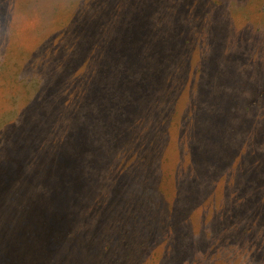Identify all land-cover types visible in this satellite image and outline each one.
<instances>
[{
	"label": "rangeland",
	"instance_id": "rangeland-1",
	"mask_svg": "<svg viewBox=\"0 0 264 264\" xmlns=\"http://www.w3.org/2000/svg\"><path fill=\"white\" fill-rule=\"evenodd\" d=\"M249 248L264 264V0H0V264Z\"/></svg>",
	"mask_w": 264,
	"mask_h": 264
},
{
	"label": "trees",
	"instance_id": "trees-1",
	"mask_svg": "<svg viewBox=\"0 0 264 264\" xmlns=\"http://www.w3.org/2000/svg\"><path fill=\"white\" fill-rule=\"evenodd\" d=\"M252 216V213H251V211L250 210H245L244 211V214H243V218L244 219H246V221H245V227L243 228V233H244V235H245V240H246V238L248 239V240H250V237H249V225H248V222L250 221V220H253V216ZM248 251H249V259H250V263L251 264H256V262L254 261V258H253V256H252V254H251V250H250V248L248 249Z\"/></svg>",
	"mask_w": 264,
	"mask_h": 264
}]
</instances>
